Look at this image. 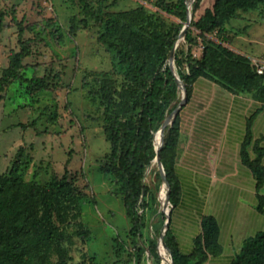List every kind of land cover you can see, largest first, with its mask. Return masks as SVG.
<instances>
[{"label": "rangeland", "instance_id": "obj_1", "mask_svg": "<svg viewBox=\"0 0 264 264\" xmlns=\"http://www.w3.org/2000/svg\"><path fill=\"white\" fill-rule=\"evenodd\" d=\"M89 2L113 21L110 39L125 56L98 41L105 25L86 16L79 0H0V175L10 180L0 194V229H28L26 236L8 242L16 257L5 264H157L147 252H139L138 245L143 248L159 239L152 227L154 212L164 208L161 171L152 164L146 172L147 207L139 238L131 231L121 184L103 172L111 153L105 117L113 111L123 117L137 106L134 72L147 74L157 38L164 39L169 50L165 66L175 44L182 61L187 56L201 60L210 49L209 62L216 61L222 73L232 77L234 89H244L264 106V74L256 75V65L264 61V0L228 15L219 34L225 43L211 39L218 29L205 41L195 33L192 41L180 36L187 5L192 22H197L213 10L216 0H202L197 9L195 0ZM21 28L30 56L20 63L19 74L25 79L44 77L38 86L25 80L1 84L21 49ZM104 79L112 82L111 106L103 100ZM181 93L172 103L173 112L183 102ZM66 168L73 198L47 219L42 192ZM167 207L164 210L172 213ZM165 252L161 264H171L169 249Z\"/></svg>", "mask_w": 264, "mask_h": 264}, {"label": "trees", "instance_id": "obj_2", "mask_svg": "<svg viewBox=\"0 0 264 264\" xmlns=\"http://www.w3.org/2000/svg\"><path fill=\"white\" fill-rule=\"evenodd\" d=\"M202 0H195L193 8L197 9ZM256 0H216L213 10H208L197 22H192L191 30L186 33V40L192 41L195 33L203 41L209 39V32L218 29L217 34L211 39L216 42L225 43L219 39V34L224 33V20L234 10L244 4L254 5ZM80 7L86 16L93 17L100 25H105V32L100 35L98 41L114 49L119 55L125 56L124 49L111 41L115 33L113 21L107 19L101 10H94L89 0H79ZM3 16L0 15V28ZM23 28L19 32V44L21 49L10 61V66L4 74L1 84L9 83L10 80H25L30 86H38L45 82L44 77L25 79L19 74L20 63L30 56L28 41L23 38ZM169 55L165 41L162 38L152 44L150 53V66L145 76H141L139 70L134 72L133 80L139 86L138 103L132 108L131 113L120 117L117 112L106 115V134L111 143L110 163L104 173L113 175L121 184L124 195V206L126 216L132 224V233L136 238L141 236L144 228V212L147 207L145 198L148 188L144 183L147 170L152 166L156 158L157 144L155 136L162 124L170 119L173 111L172 103L180 93V87L169 66H165ZM210 49L204 50L201 60L187 56L184 61L175 52V62L180 80L184 82L187 93V102L191 98L192 86L195 81L204 77L215 81L232 93L246 92L244 89H234L232 77L222 73L216 61L209 62ZM183 63L185 69H182ZM258 77H263L258 75ZM103 100L109 106L113 104L112 82L104 79L102 83ZM139 109L138 113H135ZM258 112L253 114L247 122L246 140L242 148V157L246 164L252 169L256 179V189L259 191L264 186V167L261 159L264 150L258 146L254 147L257 158L250 160L247 147L251 144V125ZM180 135V114L178 113L172 123L167 126L162 140L160 157L166 172L168 203L174 209L181 199L180 182L175 173L176 152ZM15 170V168H14ZM13 170V171H14ZM12 171V172H13ZM9 178L0 175V194L9 183ZM73 198L71 178L66 168L61 178H55L46 186L42 192L43 207L46 210L47 219H51L56 208L63 202H70ZM257 210L264 216V197L260 196ZM157 221L152 227L155 236L160 237L165 229L169 212L155 211ZM28 233L25 225L13 226L9 229H0V264L6 260H13L16 254L8 245L10 240L24 237ZM83 235H87L84 231ZM218 226L213 217H205L202 220V234L195 240L193 251L190 255L180 253L177 242L170 229L164 235L165 246L169 249L172 264H203L209 255H217L220 252L218 244ZM61 239V236H58ZM139 252H147L149 258L157 264H161L164 251L158 247V242L152 240L148 246L143 248L138 245ZM231 264H264V231L247 239Z\"/></svg>", "mask_w": 264, "mask_h": 264}, {"label": "crops", "instance_id": "obj_3", "mask_svg": "<svg viewBox=\"0 0 264 264\" xmlns=\"http://www.w3.org/2000/svg\"><path fill=\"white\" fill-rule=\"evenodd\" d=\"M256 112L247 147L250 160L257 158L255 146L264 150V106L248 92L235 94L200 77L179 112L174 169L181 199L169 215L168 229L180 253L190 255L202 220L213 217L220 252L203 264H231L245 241L264 231V216L257 210L264 186L256 189L254 173L242 157L247 122Z\"/></svg>", "mask_w": 264, "mask_h": 264}, {"label": "water", "instance_id": "obj_4", "mask_svg": "<svg viewBox=\"0 0 264 264\" xmlns=\"http://www.w3.org/2000/svg\"><path fill=\"white\" fill-rule=\"evenodd\" d=\"M187 23L185 25V27L183 28L180 36H185L186 33H187V30H188V27L189 25L191 24L192 22V15H191V12H190V5H187ZM176 47H177V44H175L170 52V56H169V68L171 69V71L173 72L174 76H175V79H176V82L177 84L179 85L181 91H182V94H183V102L179 105V108L174 111L170 117V119H168L167 121H165L162 126L160 127V129L158 130L156 136H155V143L157 144V147H156V151H157V155H156V158L153 160L152 164H156L158 166V169L161 171V177H162V186H161V202L164 204V208H162L163 210L165 208H168L167 206L170 205L168 203V200H167V197H166V193H167V182H166V172H165V169H164V166H163V163L161 161V157H160V151H161V145H162V136L164 135L165 133V130H166V127L167 126H170L172 125L176 115L179 113V111L182 109V107L186 104L187 102V93H186V89H185V84L184 82H182L180 80V77L177 73V70H176V66H175V52H176ZM158 135H161V141L159 142L157 140V136ZM166 189V190H165ZM170 211H169V215H170ZM169 220L170 218L168 217L167 219V223H166V226H165V229L164 231L162 232L161 236L159 237L158 239V247L163 250L165 252L168 251V248L165 246V243H164V235L165 233L167 232L168 230V226H169ZM166 254V252H165ZM163 261L164 258H163ZM172 259H171V264H172Z\"/></svg>", "mask_w": 264, "mask_h": 264}, {"label": "built area", "instance_id": "obj_5", "mask_svg": "<svg viewBox=\"0 0 264 264\" xmlns=\"http://www.w3.org/2000/svg\"><path fill=\"white\" fill-rule=\"evenodd\" d=\"M256 72L258 75L264 74V61L258 65H256Z\"/></svg>", "mask_w": 264, "mask_h": 264}, {"label": "bare ground", "instance_id": "obj_6", "mask_svg": "<svg viewBox=\"0 0 264 264\" xmlns=\"http://www.w3.org/2000/svg\"><path fill=\"white\" fill-rule=\"evenodd\" d=\"M181 97H183V94L181 93ZM158 138H159V140H158ZM158 138H157V140L160 142L161 141V137L160 136H158ZM166 251V250H165ZM168 252V251H167Z\"/></svg>", "mask_w": 264, "mask_h": 264}]
</instances>
